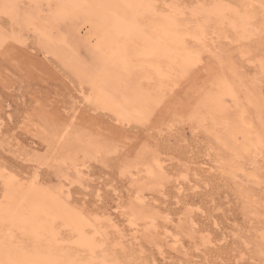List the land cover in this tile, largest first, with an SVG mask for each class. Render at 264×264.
<instances>
[{
    "label": "rangeland",
    "instance_id": "1",
    "mask_svg": "<svg viewBox=\"0 0 264 264\" xmlns=\"http://www.w3.org/2000/svg\"><path fill=\"white\" fill-rule=\"evenodd\" d=\"M152 1L163 11L176 6L186 19L201 4L227 2L241 6L245 2L256 11L254 21L259 31L255 28L253 35L246 39L229 31L219 32L214 27L209 29L204 40L185 35L186 44L198 50V58L168 83L153 112L151 110L146 117L142 110L140 119L131 115L125 105V110L116 112L113 108L118 98L111 91L109 96H105L108 93L88 94V85L42 44L37 32L20 28L21 14L32 11L35 0H18V17L0 6L1 34L6 36L0 45V199L5 177L23 183L36 179L44 189L62 186L69 201H61L62 205H73L89 215L97 224L98 238L108 243L107 247L117 250L125 263L264 264V147H260L256 156L252 152L241 154L238 159L242 169H229L227 163L235 156L233 150L225 146L224 123L204 105L208 95L216 91V81L225 79L234 89L233 95L224 96L226 119L234 122L241 112L254 131L252 136L260 131L264 143V0H196L197 4L195 0ZM66 25L65 20L57 21L59 35ZM86 32H90L87 25L80 34ZM52 35L58 33L52 32ZM77 52L86 56L83 46L78 47ZM78 130L101 139L107 147L92 154L71 148L66 139ZM57 132L60 134L55 135ZM69 153H74L71 157L76 158V168L65 160ZM151 153L158 157L166 175L161 185L149 181L146 159ZM146 198L152 199L150 204H146L150 201ZM136 208L157 214L154 221L136 219ZM149 224H153L152 228ZM148 228L157 229L150 231ZM162 229H167V234ZM67 234V230H61V235Z\"/></svg>",
    "mask_w": 264,
    "mask_h": 264
},
{
    "label": "bare ground",
    "instance_id": "2",
    "mask_svg": "<svg viewBox=\"0 0 264 264\" xmlns=\"http://www.w3.org/2000/svg\"><path fill=\"white\" fill-rule=\"evenodd\" d=\"M200 1L198 2L200 3ZM17 2L18 0H0V6L3 7V10L7 9L8 13H13L18 17L19 15L16 14ZM166 2L168 1L166 0ZM232 4H227V2H214L209 6H202L201 4V6H198L192 11L190 18L186 19L183 16V12L176 6L168 5L169 9L163 11L159 10L157 4H154L152 0H35L34 9L32 11H23V13L21 14L22 17L20 16V28H25L28 30L30 29L37 32V34H39L41 38L42 44L48 49L52 50L63 62H65L73 70V72L78 77H80L81 80H83L88 85V88L90 90V93L88 92V94L98 95L102 93V95H104L105 93H108L105 96H109V92L111 91L118 98L115 102L116 106L113 108L116 112L121 113V110H125V107H123L125 105L126 107H128L129 110L127 111L131 115H135L136 118L140 119L142 110L144 115L147 114V117L153 109L155 103L158 102L160 98L162 99V95L164 93L163 90H165L166 86H168V83L170 81H173L177 76H180L179 74L183 73L198 58V50H195L188 44H186L184 40L185 35H190L191 37L194 36L198 39L204 40L206 34L209 32V29L214 27L219 32L222 31V33H226L228 31L230 33L232 32L233 35L235 34V36L239 38L246 39V37H251L250 35L257 29V23H255L254 21L256 11L245 2H242L241 6ZM262 18L264 21V13ZM58 20H65L67 23L64 32L61 35H59V32L57 31ZM85 25L89 26L90 32L80 34L82 28ZM257 31L259 30L257 29L256 32ZM52 32L58 33V35L53 36ZM1 33L2 27L0 24V45L6 38V36ZM18 36H20V34ZM92 40H94L93 43L91 42ZM80 46H83L86 49L85 57L80 56L77 52L78 47ZM201 47H203V45H201ZM246 50L247 49H245V51ZM262 68L264 70V66ZM233 94L234 89L231 84L225 79L219 78L216 81V91L208 95V97L204 100V105L211 111V113H213V116L221 117L220 121L224 123L225 129V146H227L226 148H231L235 156L233 160H229V162L227 161V164L229 165L228 167H230L229 169L238 170L242 169V165L239 163L238 159L240 158L241 154L245 152H252V155L256 156L260 152V147H264V143L263 139L261 138L262 136L260 134V131L255 132L256 136H252V133L254 131H251L250 128L252 127L249 126V122L246 121L241 112H238L236 119H234V122H229L226 119L224 112L226 108L224 96H231ZM205 123L206 122H204V124ZM220 130H222V128ZM71 133L72 132H70V134ZM58 134L60 133H55V135ZM211 134H213V132ZM52 137L55 138V136ZM66 143L73 149L81 150L89 154L96 153L101 150L103 151V149L107 147L106 142L102 141L101 139L92 137L80 130L72 133L71 137L66 139ZM70 152L72 153L73 151ZM71 153L67 155L65 160L67 159L69 163L76 168L78 164L76 163V158L71 157L74 153L72 155ZM49 155H51V153ZM146 164L150 183L159 185L166 175L164 176L165 172H163L162 170L163 168L158 160V157L155 154H149V157L146 159ZM143 165L144 164L142 163L141 166ZM79 167L81 168V166ZM77 171L80 173L79 170ZM249 172L252 173L250 170ZM123 174H125V172ZM136 174H138V172ZM170 176L171 175L169 174V177ZM181 176L183 178L182 174ZM77 177L79 178V176ZM133 178L135 177L133 176ZM131 184L134 183L131 182ZM125 186L124 188H126ZM147 186L149 187V182ZM61 188L62 186L56 188L49 187L48 189L41 188V186L37 184L36 179L28 183L20 182L13 177H5L3 179L2 199H0V264H131L125 263L122 260L123 258L121 259L120 257L121 254L118 255L116 253L117 250H114L111 247H107L108 243L106 242L107 244H105L101 238H98L97 233L99 230L96 226L97 224L91 221L89 215V217L86 216L85 213L81 211V209H76L73 205H62V202L69 201L64 196ZM130 192L131 191H129V193ZM121 197L122 196H120V198ZM143 199L144 201H146L145 198ZM151 200L146 204H150ZM167 201H164L165 204L167 203ZM126 204L127 203H125V205ZM129 205H131V203ZM188 205L186 204V206ZM108 210L112 209L108 208ZM181 210L179 212H181ZM200 210L202 212V208ZM134 214L136 219L150 218L151 222L154 221L152 219H155V214H153V212L149 210L137 209V212H135ZM164 215L166 214L164 213ZM146 220H144V222ZM165 221L166 219H164V222ZM105 222L106 221H104V223ZM133 223L134 222H132V224ZM193 224L196 223L193 222ZM149 225L152 228L153 224ZM172 225L173 224H171V226ZM162 228L165 227L162 226ZM62 229L68 231V234L66 236L61 235ZM156 229L153 228L149 230L155 231ZM128 230H130L129 227ZM162 230L164 231V229ZM166 230L164 232H166ZM115 235L114 237L117 238V235ZM131 235L133 236V234ZM175 238L176 237H174V242ZM122 241L124 242V240ZM179 241L182 240L179 239ZM245 246L248 247L246 244ZM116 247L118 248V246ZM135 249L137 248L134 247L133 251H135ZM258 251L257 254L260 253V251ZM251 255H253V253Z\"/></svg>",
    "mask_w": 264,
    "mask_h": 264
}]
</instances>
